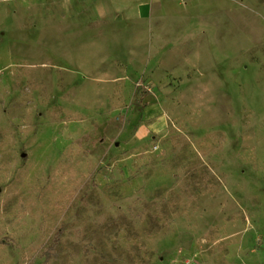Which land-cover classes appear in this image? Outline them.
Instances as JSON below:
<instances>
[{
    "label": "rangeland",
    "instance_id": "obj_1",
    "mask_svg": "<svg viewBox=\"0 0 264 264\" xmlns=\"http://www.w3.org/2000/svg\"><path fill=\"white\" fill-rule=\"evenodd\" d=\"M264 264V0H0V264Z\"/></svg>",
    "mask_w": 264,
    "mask_h": 264
},
{
    "label": "trees",
    "instance_id": "obj_2",
    "mask_svg": "<svg viewBox=\"0 0 264 264\" xmlns=\"http://www.w3.org/2000/svg\"><path fill=\"white\" fill-rule=\"evenodd\" d=\"M58 242V238L52 240L50 245H48L45 249L42 251L43 261L46 264H50L51 260L55 257L56 254V244Z\"/></svg>",
    "mask_w": 264,
    "mask_h": 264
}]
</instances>
